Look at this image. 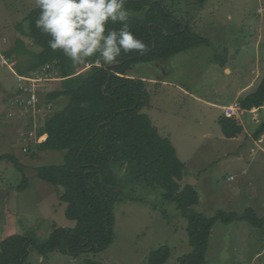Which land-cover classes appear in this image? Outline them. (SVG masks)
<instances>
[{
	"label": "rangeland",
	"instance_id": "1",
	"mask_svg": "<svg viewBox=\"0 0 264 264\" xmlns=\"http://www.w3.org/2000/svg\"><path fill=\"white\" fill-rule=\"evenodd\" d=\"M199 3L175 0L168 5L206 43L165 63L133 67L131 75L147 80L151 96L150 105L141 113L149 115L160 135L170 139L179 159L189 167L182 184L199 189L201 213L207 217L218 211L242 215L253 209L264 218V136L262 142L253 137L264 122V111L240 115L247 133L239 135L238 141H229L218 122L223 110L213 106L240 104L264 76V0H206L202 7ZM36 8L35 0H0V40H6L3 44L8 51L18 40L31 43L27 46L33 49L30 52L41 51L26 36L30 32L27 18ZM18 60L12 59L15 72ZM54 71L59 74V68ZM0 78L3 89L10 93L5 96L0 92V155L13 156L22 167L20 170L7 160L0 162V241L10 236L27 237L31 242L30 264H148L150 254L163 246L171 249L165 264H179V259L191 252L189 221L176 204L166 201L161 190L134 182L125 188L128 198L114 204L112 245L79 257L58 251L42 255L36 245L48 242L55 228L72 229L76 222L66 216L67 204L60 201L62 191L58 193L59 189L41 180L36 169L66 164L67 152L32 147L24 153L26 122L8 115L9 100L17 92V77L8 67H0ZM59 82L45 85L44 93ZM118 173L125 185L126 169ZM230 176L235 180L228 182ZM24 177L29 186L20 191ZM206 264H264V233L246 222L216 223Z\"/></svg>",
	"mask_w": 264,
	"mask_h": 264
},
{
	"label": "trees",
	"instance_id": "2",
	"mask_svg": "<svg viewBox=\"0 0 264 264\" xmlns=\"http://www.w3.org/2000/svg\"><path fill=\"white\" fill-rule=\"evenodd\" d=\"M175 0H127L131 11L128 23L134 35L146 45L144 51L121 53L117 65L93 66L82 71L86 63L99 59L93 56L87 62L73 65L61 50L48 47L51 39L36 28L40 10H33L27 20L30 32L26 36L41 48L32 53L23 40L6 52L17 57L15 70L20 75L31 74L47 64L59 68V86L45 94V101L53 103L52 115L40 134L47 140L36 146L39 151H66V164L37 167L41 180L61 191L60 201L67 204L66 216L76 222L72 229H54L48 242L36 245L42 255L58 251L79 257L88 251L101 252L115 239L114 204L127 199L126 189L134 182L143 187L161 190L166 201L176 204L189 221L187 233L191 252L179 259V264H206L209 241L216 223L246 222L264 233V218L253 209L244 214L218 211L207 217L196 211L200 202L198 190L182 184L186 164L177 155L169 138L162 137L147 114L142 110L150 105L151 96L145 78L131 75L139 63H165L175 55L206 43L205 38L185 24L168 5ZM206 0H200L202 7ZM111 24L108 28H119ZM26 58L21 59L20 56ZM65 100L61 104V100ZM241 109L252 111L264 107V76L257 89L240 102ZM219 125L227 139L237 138L243 126L235 118L220 117ZM264 135L262 122L253 136L260 140ZM29 153V152H28ZM36 155V154H34ZM20 164L10 155L0 156L1 161ZM126 169L127 183L122 185L119 171ZM124 177V176H123ZM26 177L18 187L28 188ZM31 242L27 237L10 236L0 241V264H30ZM171 249L163 246L153 251L148 264H165Z\"/></svg>",
	"mask_w": 264,
	"mask_h": 264
},
{
	"label": "clouds",
	"instance_id": "3",
	"mask_svg": "<svg viewBox=\"0 0 264 264\" xmlns=\"http://www.w3.org/2000/svg\"><path fill=\"white\" fill-rule=\"evenodd\" d=\"M127 0H35V26L51 37L48 47L61 50L73 65L98 56L107 66L121 53L143 52L146 45L131 31ZM119 23V28L107 25Z\"/></svg>",
	"mask_w": 264,
	"mask_h": 264
},
{
	"label": "built area",
	"instance_id": "4",
	"mask_svg": "<svg viewBox=\"0 0 264 264\" xmlns=\"http://www.w3.org/2000/svg\"><path fill=\"white\" fill-rule=\"evenodd\" d=\"M6 40L2 39V42ZM100 64L86 63L83 70H88L93 66ZM0 67H8L17 77V92L11 97L8 103L9 117L17 120H23L28 127L27 142L23 148L24 153L29 149L44 143L47 140L46 134H40L41 129L46 123V118L52 115L53 103L45 101V85L59 81L58 74L54 69L56 64H47L31 75L17 74L12 68V60L6 55L5 51L0 50ZM241 111L239 103L223 108V115L227 118H236ZM46 138V139H45ZM45 139V140H44ZM234 177L229 178V181Z\"/></svg>",
	"mask_w": 264,
	"mask_h": 264
},
{
	"label": "crops",
	"instance_id": "5",
	"mask_svg": "<svg viewBox=\"0 0 264 264\" xmlns=\"http://www.w3.org/2000/svg\"><path fill=\"white\" fill-rule=\"evenodd\" d=\"M31 43H27V45H26V43H25V47H26V49L27 50H29V51H33V49L29 46L28 48H27V46L28 45H30ZM32 45V44H31ZM5 46L6 45H4L3 44V42H2V40H0V50H2V51H5V52H7L8 50H7V48H5ZM35 52H38V50H36ZM33 53V52H32ZM231 73V70L230 69H227V73ZM4 88V82H3V80L0 78V92H2V91H4L5 92V89H3ZM3 89V90H2ZM8 91L6 90V92H5V96H7V95H9L8 93H7ZM242 92V91H241ZM11 96V95H10ZM10 98V97H9ZM232 104H230V105H228V106H231ZM213 106H215V107H217V108H219V109H222L223 110V108L224 107H227V106H224V105H219V104H213ZM262 111H264V108L262 109V110H257V109H253L252 111H244V110H242L241 109V111L238 113V115H237V117L235 118V120L238 122V124L239 125H241V126H243L241 123H240V115H242L243 113H245V112H249V113H251V114H253V113H261ZM254 115H257V114H254ZM222 117V116H221ZM220 119V118H219ZM219 119H218V121H219ZM257 121V120H256ZM247 133V131L245 130V128H244V126H243V133ZM242 133V134H243ZM45 134V133H44ZM44 136H46L47 138H48V136H47V134L46 135H44ZM264 136V135H263ZM263 136L261 137V138H263ZM261 138H260V142H262V140H261ZM238 139H240V138H234V139H229V141H238ZM33 149H38V148H36V147H33ZM1 156V155H0ZM187 168H189L187 165H186V169ZM192 170H194L193 168H192ZM194 174L196 175L197 174V172L195 171L194 172ZM194 174H192V175H194ZM191 177V176H190ZM231 177H234V176H230L229 178H231ZM229 178H228V182H232V181H234L235 180V177H234V180H232V181H229ZM189 184V183H188ZM190 185V184H189ZM197 190H198V192H199V189L197 188V187H195ZM199 195H200V202H199V204L197 205V207L196 208H198V212L199 213H201L200 211H199V209H200V206L202 205V196H201V194H200V192H199ZM203 214V213H202Z\"/></svg>",
	"mask_w": 264,
	"mask_h": 264
},
{
	"label": "water",
	"instance_id": "6",
	"mask_svg": "<svg viewBox=\"0 0 264 264\" xmlns=\"http://www.w3.org/2000/svg\"><path fill=\"white\" fill-rule=\"evenodd\" d=\"M117 65V63H113L111 66Z\"/></svg>",
	"mask_w": 264,
	"mask_h": 264
},
{
	"label": "bare ground",
	"instance_id": "7",
	"mask_svg": "<svg viewBox=\"0 0 264 264\" xmlns=\"http://www.w3.org/2000/svg\"><path fill=\"white\" fill-rule=\"evenodd\" d=\"M5 53H6V52H5ZM9 58H10V57H9ZM10 59L12 60V58H10ZM16 73H17V72H16ZM17 74H18V73H17ZM45 139H46V138H45ZM45 139H44V140H45Z\"/></svg>",
	"mask_w": 264,
	"mask_h": 264
}]
</instances>
